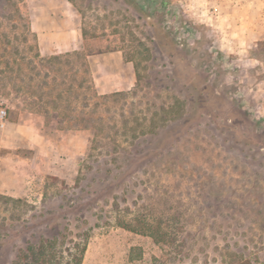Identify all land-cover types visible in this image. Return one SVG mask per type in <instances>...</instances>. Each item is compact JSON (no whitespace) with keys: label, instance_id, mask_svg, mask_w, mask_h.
Masks as SVG:
<instances>
[{"label":"rangeland","instance_id":"1","mask_svg":"<svg viewBox=\"0 0 264 264\" xmlns=\"http://www.w3.org/2000/svg\"><path fill=\"white\" fill-rule=\"evenodd\" d=\"M0 108V264H264V0H0Z\"/></svg>","mask_w":264,"mask_h":264},{"label":"trees","instance_id":"2","mask_svg":"<svg viewBox=\"0 0 264 264\" xmlns=\"http://www.w3.org/2000/svg\"><path fill=\"white\" fill-rule=\"evenodd\" d=\"M133 155H124V160L133 158ZM84 189L78 188L75 192L64 194V203L76 202ZM88 192L85 191V194ZM63 200V199H62ZM67 207L64 205V209ZM67 214H73L67 208ZM69 212V213H68ZM63 214L58 223L48 220L40 231H33L29 235H21L19 245L11 251L3 264H81L86 249V241L90 236L94 225H88L81 231H71L70 225L73 218ZM131 230H138L131 225ZM143 232L154 236V231H147L141 226ZM6 234L0 235V246L5 243Z\"/></svg>","mask_w":264,"mask_h":264},{"label":"built area","instance_id":"3","mask_svg":"<svg viewBox=\"0 0 264 264\" xmlns=\"http://www.w3.org/2000/svg\"><path fill=\"white\" fill-rule=\"evenodd\" d=\"M5 110L0 108V128L4 127L5 125Z\"/></svg>","mask_w":264,"mask_h":264},{"label":"crops","instance_id":"4","mask_svg":"<svg viewBox=\"0 0 264 264\" xmlns=\"http://www.w3.org/2000/svg\"><path fill=\"white\" fill-rule=\"evenodd\" d=\"M40 35H41V38H42L43 35L42 34H40ZM75 48H76V46L73 47V49H75ZM97 76H99V78H100V75L99 74L95 75V78H94L95 81L97 80V78H96ZM100 80L101 79H99L98 84L96 85V86H98V88H102V84H99L100 83Z\"/></svg>","mask_w":264,"mask_h":264}]
</instances>
